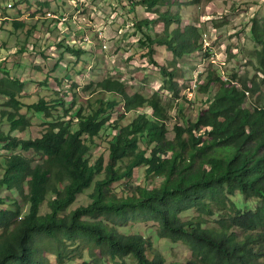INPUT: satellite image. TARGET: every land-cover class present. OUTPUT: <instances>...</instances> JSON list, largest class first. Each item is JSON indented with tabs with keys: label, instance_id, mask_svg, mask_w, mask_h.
<instances>
[{
	"label": "trees",
	"instance_id": "1",
	"mask_svg": "<svg viewBox=\"0 0 264 264\" xmlns=\"http://www.w3.org/2000/svg\"><path fill=\"white\" fill-rule=\"evenodd\" d=\"M127 2L153 9L174 5L177 0ZM152 22L162 27L155 26L153 33L144 31L142 56L163 74L162 89L178 98L182 79L176 78L181 69L177 62L201 48L199 31L195 25H182L180 15L167 10H157L153 19L139 20V28ZM13 25L20 28L25 22L13 20ZM250 27L258 46L254 65L259 82L254 76L250 84L236 74L223 79L207 65L205 83L196 88L205 93L211 84L217 88L206 96L207 105L194 122L172 127L170 140L164 127L167 113L157 95L146 99L137 92L129 94L124 82L112 77L99 81L98 86L115 97L94 98L91 112L79 115L77 129L60 119L49 121L37 136L13 135L12 131L28 124L21 108L46 116L58 104L65 105L45 98L22 101L24 82L9 78L7 71V77L0 79V93L9 96L14 110L4 111L9 130L0 128V143L11 151L0 166V190L19 192L28 209L20 217L18 203L7 205L0 195V264H44L43 239L58 248L80 239L113 262L130 256L136 264H166L146 237L116 231V226L128 220L155 221L159 238L185 244L192 256L184 264H264V94L261 104L244 106L246 95L264 86V25L252 20ZM158 46L171 53L169 68L159 62ZM117 105L121 106L119 115L107 124L115 136L108 142L106 163L103 166L98 159L91 164L92 137L106 120L100 116ZM129 112L137 114L122 125L123 114ZM17 149L32 151L36 158ZM139 167H144L146 177H160L158 186L130 187L126 182L122 195H117L112 185L129 181ZM97 174L102 178L94 180ZM91 186L90 202L71 210L77 197ZM236 192L256 200L254 208L238 207L231 200ZM48 196L49 211L41 214L40 206ZM189 209L196 216L181 219L180 214ZM214 214L215 225H209L206 218ZM57 255L63 258L62 251Z\"/></svg>",
	"mask_w": 264,
	"mask_h": 264
},
{
	"label": "rangeland",
	"instance_id": "2",
	"mask_svg": "<svg viewBox=\"0 0 264 264\" xmlns=\"http://www.w3.org/2000/svg\"><path fill=\"white\" fill-rule=\"evenodd\" d=\"M157 10L179 14L182 25H195L200 34L201 48L177 62L181 69L176 72V78L182 79L178 81V98L162 89L163 74L158 66L142 56L145 51L141 42L144 31L153 33L155 26L161 29L162 23L152 22L139 28L138 21L153 19ZM13 20H23L25 26L15 28ZM252 20L264 25V0H177L174 5H159L153 9L142 4L134 7L127 0H0V79L7 77V71L9 78L21 79L24 82L21 100L24 102L45 98L56 101L54 104L63 101L65 105L58 104L46 116L21 108L19 112L25 113L28 124L12 131V134L24 138L37 136L49 121L60 119L71 129H77L79 115L91 112L94 98L101 96L106 100L115 97L110 92L100 91L98 86L99 81L112 77L123 81L129 94L137 92L146 99L157 95L167 113L164 127L170 140L172 127L175 124L186 126L187 121L194 122L207 105L206 96L217 88L216 84L209 85L208 93L196 88L200 82L205 83L203 78L207 65L222 74L223 79L236 74L237 78H246L250 84V78L254 76L259 82L260 74L254 65L258 46L250 34ZM156 53L161 65L168 68L172 65L171 53L164 46H158ZM263 94L264 86L260 85L258 91L246 95L244 106L250 108L261 104ZM118 109L121 106L117 105L100 116L106 120L98 134L92 137L88 156L91 164L98 159L102 160L103 166L106 163L108 142L115 136V131L107 124L119 115ZM10 110L14 109L9 96L0 93V128L6 131L9 123L5 120L4 111ZM146 113L150 114V110L147 109ZM136 114H123L120 123L127 124ZM139 145L140 148L145 147L143 142ZM15 151L36 158L32 151ZM10 152L0 143V166ZM100 178L102 175L97 174L94 180ZM160 180V177H146L144 167H139L134 169L129 181L121 180L112 187L117 195H122L121 188L126 182L130 187L150 188L158 186ZM91 191L92 186L77 197L70 209L88 204ZM0 195L7 205L13 201L18 203L20 217L27 212V202L19 192L2 188ZM50 197L41 204L39 213L49 211ZM231 200L242 210L253 209L257 203L237 192ZM193 216H196L193 209L180 214L181 219ZM216 217L214 214L206 218L207 223L215 225ZM115 228L121 234L136 233L146 237L166 264H184L191 259V252L185 244L157 236L158 224L155 221L128 220ZM86 246L85 241L76 239L58 248L55 243L43 239L44 264H136L130 256L124 257L122 262H113L100 256L98 250L91 251ZM59 251H62V259L57 255Z\"/></svg>",
	"mask_w": 264,
	"mask_h": 264
}]
</instances>
